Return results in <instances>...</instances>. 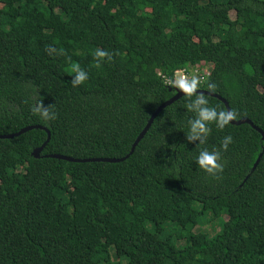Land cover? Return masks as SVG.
I'll return each instance as SVG.
<instances>
[{
  "label": "trees",
  "instance_id": "16d2710c",
  "mask_svg": "<svg viewBox=\"0 0 264 264\" xmlns=\"http://www.w3.org/2000/svg\"><path fill=\"white\" fill-rule=\"evenodd\" d=\"M96 50L111 54L100 68ZM75 65L88 79L73 87ZM187 65L264 131V0H0V136L50 133L39 157L44 129L0 138V264H264V141L230 122L189 141L200 93L164 107L124 161L45 156L128 155L176 94L159 74ZM202 149L221 152L216 177ZM223 214L213 235L196 227Z\"/></svg>",
  "mask_w": 264,
  "mask_h": 264
},
{
  "label": "clouds",
  "instance_id": "9594fccd",
  "mask_svg": "<svg viewBox=\"0 0 264 264\" xmlns=\"http://www.w3.org/2000/svg\"><path fill=\"white\" fill-rule=\"evenodd\" d=\"M95 58L97 63L95 67L100 68L101 63L107 58L111 60V54L107 51L96 50ZM72 71L75 72V76L72 79L73 87L82 85L88 79V73L79 68L78 65L73 66ZM179 88L187 98H191L199 86V82L196 78L190 81H181ZM189 110L195 113V118L190 121V129L188 134L189 141H199L201 144L207 139L210 131L208 125L212 122L215 123L216 127L223 130L229 123L230 120L235 118V114L232 112H217L214 107L208 106V101L203 95L197 94L196 98L189 104ZM41 115L45 118H54V114L49 116L47 109H42ZM232 142V137L227 135L223 138L220 148L224 151L228 149L229 144ZM221 159V152L218 150L209 151L202 149L196 157V163L199 168L206 174L216 177L219 172L222 171V166L219 163Z\"/></svg>",
  "mask_w": 264,
  "mask_h": 264
},
{
  "label": "water",
  "instance_id": "95a60500",
  "mask_svg": "<svg viewBox=\"0 0 264 264\" xmlns=\"http://www.w3.org/2000/svg\"><path fill=\"white\" fill-rule=\"evenodd\" d=\"M196 93H200V94H206L212 97H215L217 99H219L220 101H222L226 107L227 112H230V108L228 103L226 102V100L224 98H222L220 95L218 94H214L210 91L207 90H203V89H197ZM182 95H184V93L182 92V90H176V94L171 97L170 99H168L167 101L163 102L161 105H159L156 110L151 114V116L149 117L146 125L144 126V128L141 130V132L138 134V136L136 137V139L134 140L131 150L129 152L128 155L121 157V158H84V159H79V158H74V157H69V156H65V155H59V154H49V155H45L46 157H50V158H55V159H60V160H65L68 162H75V163H79V162H92V161H103V162H110V163H115V162H121L124 161L130 154H132V152L134 151L136 145L139 143V141L143 138V136L145 135V133L148 131V129L150 128L153 120L155 119V117L158 115V113L166 106L170 105L172 102H174L175 100H177L178 98H180ZM231 124H242V123H248L252 126V128H254L257 132H259L261 134L262 140L264 141V131H262L261 129H259L258 127H256L250 120H248L247 118H243L240 120H230L229 121ZM44 129L47 132V139L46 141L37 149L34 150L33 152V156L34 157H39L40 153L42 152L43 148L46 146V144L49 141L50 138V133L49 130L46 129L43 126H39V125H35V126H28L25 127L23 129H21L20 131L16 132V133H12V134H6V135H1L0 138L4 139V138H11L14 136H17L21 133H24L28 130L31 129ZM261 157V154L258 156L256 162L253 165V169H255L256 165L259 162V159Z\"/></svg>",
  "mask_w": 264,
  "mask_h": 264
},
{
  "label": "built area",
  "instance_id": "2783aa9c",
  "mask_svg": "<svg viewBox=\"0 0 264 264\" xmlns=\"http://www.w3.org/2000/svg\"><path fill=\"white\" fill-rule=\"evenodd\" d=\"M191 68H193L191 70ZM198 68L196 67H190V65H187L185 68H180L174 71L173 76H165L159 74L162 79L164 80V83L167 86L173 87L175 90H181L179 88V83L183 81H190L193 78H198Z\"/></svg>",
  "mask_w": 264,
  "mask_h": 264
},
{
  "label": "rangeland",
  "instance_id": "374dc122",
  "mask_svg": "<svg viewBox=\"0 0 264 264\" xmlns=\"http://www.w3.org/2000/svg\"><path fill=\"white\" fill-rule=\"evenodd\" d=\"M224 220H225V214H223L220 218H211V220L208 222V225H207L208 227L205 228V227H202V225H201L202 223L206 224L207 220L205 218L204 220L202 219L201 224L197 225L196 227L198 229H200V228L208 229L207 230L208 233L210 235H213V234L216 233L217 230H220V227H221L222 222ZM168 226L170 227V225H168ZM198 229H194L193 231H197ZM178 239H181V238H178ZM182 240L183 239L180 240V243L182 242ZM111 258H112L113 261H117L118 260L117 256L115 255V253L113 251H111ZM125 260L126 259L122 260V264L125 262Z\"/></svg>",
  "mask_w": 264,
  "mask_h": 264
}]
</instances>
